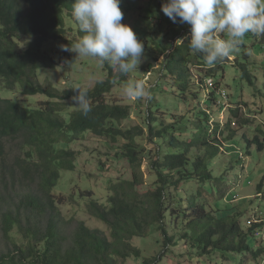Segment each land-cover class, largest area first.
Instances as JSON below:
<instances>
[{"label": "trees", "instance_id": "16d2710c", "mask_svg": "<svg viewBox=\"0 0 264 264\" xmlns=\"http://www.w3.org/2000/svg\"><path fill=\"white\" fill-rule=\"evenodd\" d=\"M158 2L162 6L166 0ZM73 3L74 0H0V87L19 90L23 96L47 97L33 106L0 94V214L8 242V251H0V264H129L132 259L155 264L134 242L156 234H161L156 241L166 251L159 262L170 255L180 257V242L197 248L201 257L215 260V255L223 252L221 257L233 261L239 257L235 254H249L252 264L259 260L262 263L264 248L256 250L248 238L259 234L256 231L264 223L248 221L244 229L238 222L240 212L213 205L211 196L223 199L226 194L224 190L221 194L219 185L225 183L224 178L212 170L220 149H208L209 130L200 129V119L194 117L190 127L183 126L188 109L185 105L192 107V101L202 92L209 103L224 110L215 97L219 93L222 99V82L208 87L211 93L202 85H207L209 79L216 81L219 73L225 75L229 58L208 67L188 42L173 46L163 71L176 85L172 91L183 113L174 115L170 122L153 113L146 114L144 120L148 122L125 131L120 124L130 118V108L110 103L108 95L116 85L130 80L128 75L115 72L105 63L106 80L87 90L92 108L87 116L75 107L74 87L63 90L46 86L41 80L42 70H55L61 65L64 58L59 60L58 56L70 55L59 48L46 50L47 43L61 41L70 46L82 33L73 19ZM245 38L264 45V37L248 34ZM255 47L243 43V58L233 66L241 70L251 87H255L256 79L249 68V55L256 54ZM192 61L207 71L204 75L196 71L201 79L194 90L195 78L189 72ZM204 117L207 127L210 114ZM158 120L160 126L155 125ZM86 133L110 146L121 141L123 152L116 157L127 160L134 169L132 180L110 181L108 205H103L92 190L81 191L80 195L54 193L63 173L78 168V152L60 146L72 145ZM186 136L192 140H183ZM150 144H154L152 150L146 148ZM263 146L259 142V150ZM196 150L198 155L193 153ZM144 159L151 162L152 184L145 181ZM102 166L104 170L105 164ZM192 183H196L195 189L188 188ZM65 208L74 211V218L85 214L94 217L105 224V230L80 221L71 237L66 233ZM238 264L250 263L239 257Z\"/></svg>", "mask_w": 264, "mask_h": 264}, {"label": "rangeland", "instance_id": "374dc122", "mask_svg": "<svg viewBox=\"0 0 264 264\" xmlns=\"http://www.w3.org/2000/svg\"><path fill=\"white\" fill-rule=\"evenodd\" d=\"M120 8L124 14L122 23L129 25L137 34V38L144 44V56L142 63L138 66V70L128 74L131 80H142L145 87L151 92L150 98L141 100H132L127 98L122 93V85L120 83L115 86L112 93L108 95L110 103H116L123 106H128L131 111L130 118L122 121L120 128L127 131L131 128L141 126L143 122H148L146 114L149 116L153 113L160 120L166 119L170 122L174 115L183 113L179 107V102L175 98L176 86L174 82L167 79L164 75V67L167 63V56L174 52L173 46L181 45L189 42L190 28L187 24L173 23L161 10V5L158 0H121ZM74 19V18H73ZM75 20V19H74ZM71 22L68 21V25ZM79 28V27H78ZM84 35L80 33L78 40ZM183 40V43L178 40ZM252 39V38H251ZM244 44L247 47H255V53L249 55V68L255 80V87L249 86L248 82L244 81L242 72L233 67L237 59L243 58V48L229 57V65L224 67L225 75L219 73L214 82H222L221 90L227 96L226 99H221L219 93H215V97L222 104L226 105L222 111L220 107L209 103L205 92L198 95L196 101H192V107L185 108L186 119L184 125L190 127V122L194 117L200 122L202 127L209 130L208 137L210 148L213 146L220 149V154L214 159L212 170L224 178L225 183H220L222 191L226 192L223 199H216L211 196L213 205L229 208L232 213L240 212L242 215L238 219L240 225L247 229L248 221L264 223V146L262 151L259 150V142L264 144V45L262 43L248 40L245 38ZM63 43L61 41H50L45 49L59 48ZM247 51V49H246ZM248 53H250L248 51ZM77 54L70 52L58 56L61 65L55 70H42L41 80L44 85H54L59 89H68V87L80 86L86 90H92L95 86L105 81L107 78L105 64H99L93 58L77 57ZM67 61V63H65ZM189 72L195 78V85L201 79L197 72L203 75L207 71L200 68L196 62L192 61ZM89 74L94 78L89 79ZM224 76V77H223ZM163 77V78H161ZM207 84V82H206ZM207 85H202L203 90L207 93L213 92ZM0 94L7 99H15L23 102L24 105H36L44 102L47 97L43 95L23 96L19 90L11 91L8 88L0 87ZM193 99V98H192ZM191 108V109H190ZM190 109V110H189ZM210 111V112H209ZM210 114V123L206 127V113ZM152 114V115H153ZM69 119V115H66ZM160 120L155 122L156 126H160ZM147 129V127H146ZM217 135V139L215 140ZM258 138V141H255ZM183 140H192V137H183ZM112 146L108 145L101 139L96 138L92 133H86L80 136V140L72 145L63 144L61 149H72L78 152V168L75 171H65L63 179L54 191L56 194H77L81 191H93L97 199L103 205H108V196L111 183L117 181H129L134 177V169L130 167L127 160L117 159L116 155L123 152L124 144L120 142H112ZM153 145H147L148 150H152ZM214 150V149H213ZM197 150L193 153L197 154ZM102 163L105 164L104 170ZM150 160L144 159L142 170L145 173V181L152 184ZM211 169V168H210ZM217 172H215V171ZM262 185V188H260ZM196 183L189 184L188 188H196ZM236 198V199H235ZM64 215L68 224L66 225V233L74 234L78 228V222L84 221L93 229L105 230V224L96 220L94 217L85 214L77 215L74 218V211L69 208L63 209ZM256 236L249 237L248 243L258 248H264V226L260 227ZM109 233V231H108ZM156 237L137 239L134 244L142 248L145 256L156 261L155 264H231V259L221 257L223 252H218L215 255V260L211 256L201 257L198 255V249L192 248L185 243L179 244L177 255L180 257L166 256L164 261L159 262V259L164 256L165 248L163 244L157 243L156 239H160L161 234H156ZM8 251V242L3 234L2 214H0V251ZM171 251H175V248ZM189 251V253H187ZM186 255L185 257H183ZM228 254L226 253V256ZM241 260L246 258L250 263L252 256L247 254L241 256ZM239 257L234 259L233 264H238ZM217 258H221L218 261ZM229 259L230 261H228ZM262 263L264 264V257ZM129 264H141L132 259Z\"/></svg>", "mask_w": 264, "mask_h": 264}, {"label": "clouds", "instance_id": "9594fccd", "mask_svg": "<svg viewBox=\"0 0 264 264\" xmlns=\"http://www.w3.org/2000/svg\"><path fill=\"white\" fill-rule=\"evenodd\" d=\"M120 2L74 0L72 15L84 35L70 46L61 45V50L76 53V58L107 63L124 76L138 70L144 44L129 25L122 23ZM161 10L173 23L189 26L188 46L203 56L208 67L238 52L248 34L264 37V0H166ZM88 78L94 77L89 74ZM72 89L77 91L72 98L75 107L87 116L92 110L87 90L80 86ZM122 93L132 100L151 97L142 80H127ZM222 105L225 110L226 105Z\"/></svg>", "mask_w": 264, "mask_h": 264}, {"label": "built area", "instance_id": "2783aa9c", "mask_svg": "<svg viewBox=\"0 0 264 264\" xmlns=\"http://www.w3.org/2000/svg\"><path fill=\"white\" fill-rule=\"evenodd\" d=\"M214 80L213 79H209V80H207V86L209 87V88H212L213 86H214ZM222 97L224 98V99H226V95L224 94V92L222 93Z\"/></svg>", "mask_w": 264, "mask_h": 264}]
</instances>
